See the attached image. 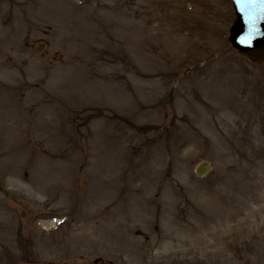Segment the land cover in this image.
I'll return each mask as SVG.
<instances>
[{
    "label": "rangeland",
    "instance_id": "rangeland-1",
    "mask_svg": "<svg viewBox=\"0 0 264 264\" xmlns=\"http://www.w3.org/2000/svg\"><path fill=\"white\" fill-rule=\"evenodd\" d=\"M234 19L0 0V264H264V60Z\"/></svg>",
    "mask_w": 264,
    "mask_h": 264
},
{
    "label": "water",
    "instance_id": "water-1",
    "mask_svg": "<svg viewBox=\"0 0 264 264\" xmlns=\"http://www.w3.org/2000/svg\"><path fill=\"white\" fill-rule=\"evenodd\" d=\"M235 11L236 19L229 29L228 40L230 44L248 54L249 56L264 59V10L260 6L241 9L238 0H231ZM244 38V42H242ZM208 170V163L201 162L196 167L198 174Z\"/></svg>",
    "mask_w": 264,
    "mask_h": 264
},
{
    "label": "snow or ice",
    "instance_id": "snow-or-ice-1",
    "mask_svg": "<svg viewBox=\"0 0 264 264\" xmlns=\"http://www.w3.org/2000/svg\"><path fill=\"white\" fill-rule=\"evenodd\" d=\"M238 3H240L242 10L251 6H260L264 10V0H238ZM242 42H244V38H242Z\"/></svg>",
    "mask_w": 264,
    "mask_h": 264
}]
</instances>
